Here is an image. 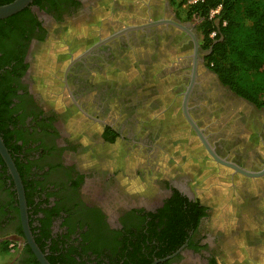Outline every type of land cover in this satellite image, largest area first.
I'll list each match as a JSON object with an SVG mask.
<instances>
[{"label": "flooded vegetation", "instance_id": "obj_1", "mask_svg": "<svg viewBox=\"0 0 264 264\" xmlns=\"http://www.w3.org/2000/svg\"><path fill=\"white\" fill-rule=\"evenodd\" d=\"M26 9L21 34L0 38V141L18 178L0 152V243L14 254L7 264H41L23 221L48 264H219L232 237L248 242L241 219L229 234L209 227L210 207L188 174L166 169L174 158L157 123L188 124L186 113L218 157L264 170V107L220 84L196 22L174 0H33ZM69 28L83 38L66 50L60 76L44 90L53 100L44 101L34 88V54ZM243 104L251 117L243 123L233 111L229 133L220 114ZM76 117L94 129L98 150L117 152L111 170L110 160L80 158L64 131ZM246 178L264 194V175ZM243 200L258 203L247 193ZM263 246L252 247L263 254Z\"/></svg>", "mask_w": 264, "mask_h": 264}, {"label": "rangeland", "instance_id": "obj_2", "mask_svg": "<svg viewBox=\"0 0 264 264\" xmlns=\"http://www.w3.org/2000/svg\"><path fill=\"white\" fill-rule=\"evenodd\" d=\"M176 2L182 4L181 0H176ZM183 6H185L184 3ZM100 17L106 18L107 14L102 12L98 18ZM69 29L66 32L69 34L68 37H66V33L65 35L61 33L56 36V40L49 42L47 46L40 48L34 54L36 60L33 78L34 88L44 101L48 98L47 95L50 96L47 91L44 93V90L49 84H53L54 79L60 76V71L63 69L66 60L64 55L66 50L75 46L77 41L83 38L82 32L76 33L74 29ZM132 78L133 74L129 76V79ZM52 100L53 98L49 97V100L46 101L51 102ZM245 107H247L245 104L239 105V108L231 106L228 111L220 114L221 119L219 120H221L222 125H227L224 128L229 133H231L233 121L236 119L233 111L237 112V118H242L243 123L249 121L251 116H249V109ZM239 113L244 115L240 117ZM172 121L162 120L157 123L163 132L167 131V139L165 140L169 148L168 156L172 154L173 163L177 162L176 164H168L166 169H171L181 175L188 174L191 179L190 185L197 190L199 199L210 207L209 227L229 234L237 231L235 227L238 220L241 219L250 238L246 242L240 233L232 237L228 241L227 250H224L225 254L219 264H264V246L262 248L263 254L256 252L252 247L257 242L264 245V194L259 192V182L248 180L241 175H235L231 170L216 164L198 144L197 138L187 123L180 118H175ZM80 126L78 117L67 118L64 125V131L70 141L80 146V158L92 165L98 164V158L104 159L106 164H109L107 160H110L111 164H109L108 170H111L115 166L112 164L117 152L108 151L109 147L103 148L102 151L98 150L90 139L94 129H84ZM247 140H251V138L246 137L245 141ZM195 152H198L199 155L196 160L194 159ZM178 163L183 165L176 167ZM99 172L100 176L110 173L107 170ZM125 174L132 176V172L127 169H125ZM121 176L122 174L118 175L116 179L124 185L127 181ZM138 183V179H135L133 185L136 186ZM245 193L252 200L258 198V203H254V207L251 203H244L243 196ZM1 246L0 243V264H7L12 261L14 254H7L8 252L4 251Z\"/></svg>", "mask_w": 264, "mask_h": 264}, {"label": "trees", "instance_id": "obj_3", "mask_svg": "<svg viewBox=\"0 0 264 264\" xmlns=\"http://www.w3.org/2000/svg\"><path fill=\"white\" fill-rule=\"evenodd\" d=\"M12 1L0 2V6ZM187 1L174 3L187 20L196 22L202 47L208 51L207 66L220 84L257 109L264 107V0H203L182 7ZM218 6L221 9L217 19H209L210 10ZM26 14L27 9L0 20V38L8 40L20 35ZM214 30L217 34L211 39L209 35ZM1 57L6 59L7 54ZM2 90L0 83V110L5 104Z\"/></svg>", "mask_w": 264, "mask_h": 264}, {"label": "water", "instance_id": "obj_4", "mask_svg": "<svg viewBox=\"0 0 264 264\" xmlns=\"http://www.w3.org/2000/svg\"><path fill=\"white\" fill-rule=\"evenodd\" d=\"M33 0H14L8 4L5 5H1L0 6V20H4L6 18H9L15 14H17L18 12H20L21 10H23L24 8H26L30 3H32ZM196 46V45H195ZM186 119L188 120V124L190 126V128L193 130V132L197 135V137L199 138V140L201 141L202 145L204 146V148L206 149V151L208 152V154L210 155V157L214 160L215 163L223 165L227 168L232 169L235 173H239L245 177H249V178H255V177H260L262 175H264V170L260 171V172H249L246 171L242 168H240L238 165H236L233 162H228L225 159H222L220 157H218L214 150L212 149V147H210V145L208 144V142L206 141V138L202 135L201 130L196 126V124L190 119V117L188 116V114H186ZM0 152L2 153V155L5 158L6 163L8 164L9 168L12 171V174L14 175V178L16 179V181L18 182V178L16 176L15 170L12 166L11 161L8 159V156L5 154V150L4 147L0 141ZM20 201L21 204H23V193L22 191H20ZM23 210V208H22ZM23 214V213H22ZM24 223V229L26 232V236L28 238V241L32 247V249L34 250L35 255L37 256L39 262L41 264H48L46 262V260L44 259V257L41 255V253L35 248L34 244L32 243V241L29 238V234L27 231V224L25 221H23Z\"/></svg>", "mask_w": 264, "mask_h": 264}, {"label": "built area", "instance_id": "obj_5", "mask_svg": "<svg viewBox=\"0 0 264 264\" xmlns=\"http://www.w3.org/2000/svg\"><path fill=\"white\" fill-rule=\"evenodd\" d=\"M202 1H203V0H189V1L187 2L186 6L189 5V4H195V3H197V2H202ZM220 9H221V6H218V7H216L215 9L210 10V12H209V14H208L209 19H214V18L217 19V15L219 14ZM224 24H225V23H223L222 25H224ZM216 34H217V32L214 30V31H212V32L210 33L209 37H210L211 39H213V38L216 37Z\"/></svg>", "mask_w": 264, "mask_h": 264}]
</instances>
